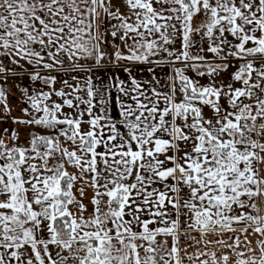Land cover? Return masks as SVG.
<instances>
[{"label": "snow or ice", "instance_id": "snow-or-ice-1", "mask_svg": "<svg viewBox=\"0 0 264 264\" xmlns=\"http://www.w3.org/2000/svg\"><path fill=\"white\" fill-rule=\"evenodd\" d=\"M0 264H264V0H0Z\"/></svg>", "mask_w": 264, "mask_h": 264}, {"label": "crops", "instance_id": "crops-1", "mask_svg": "<svg viewBox=\"0 0 264 264\" xmlns=\"http://www.w3.org/2000/svg\"><path fill=\"white\" fill-rule=\"evenodd\" d=\"M140 75L147 76V73H140ZM118 110H119L118 103H114V105L111 106V114L114 116L117 115ZM85 119H87V117H85Z\"/></svg>", "mask_w": 264, "mask_h": 264}, {"label": "rangeland", "instance_id": "rangeland-1", "mask_svg": "<svg viewBox=\"0 0 264 264\" xmlns=\"http://www.w3.org/2000/svg\"><path fill=\"white\" fill-rule=\"evenodd\" d=\"M16 114H18V113H16Z\"/></svg>", "mask_w": 264, "mask_h": 264}]
</instances>
